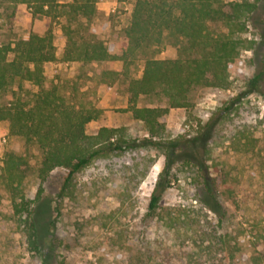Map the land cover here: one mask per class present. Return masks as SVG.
<instances>
[{"label":"trees","instance_id":"trees-1","mask_svg":"<svg viewBox=\"0 0 264 264\" xmlns=\"http://www.w3.org/2000/svg\"><path fill=\"white\" fill-rule=\"evenodd\" d=\"M263 2L134 0L130 24L124 29L122 40L108 47L91 32L99 0H6L3 12L9 19L20 5H26L33 20H65L61 24L65 39L62 59L57 56L52 29L44 35L31 34L0 47V123H8L10 136L22 138L25 146L22 154L10 152L4 156L0 181L10 194L13 218L22 227L29 252L33 255L42 252L35 201L29 198L31 182L37 185L40 197L51 173L66 170L68 176L58 195L61 200L75 176L94 162L122 156L134 148L125 128L101 127L95 134H89L88 125L98 121L103 111L87 100L83 77L79 74L45 88V66L75 63L84 72L92 64L120 62L121 72L107 68L101 73V80L113 85L123 79L129 94L127 112L145 125L149 143L163 149L166 157L143 221H155L157 234L148 239L147 229L139 233L142 253L138 263L202 264V253L210 249L227 255L226 264H239L246 254H260L257 245L247 237H231L221 201L215 194L217 185L208 167L206 173L203 168L195 171L196 159L190 151L200 139H189L186 143H181L184 138L165 141L167 131L162 119L174 109L191 108L194 91L230 88L232 78L240 76L243 52L251 49L258 52L259 43L245 35ZM10 23L3 19L0 29ZM165 41L177 49L176 58L155 57ZM149 51L153 52L152 56L147 55ZM140 54L145 58L142 77L137 79L131 76L130 67ZM26 82L38 91L26 90ZM248 84L249 92H261L264 54ZM8 95L11 98L4 103ZM141 100L145 106H139ZM178 156L185 157L182 168L196 173L192 178L196 190L193 198L218 217V225L187 213H170L164 219L158 215L164 193L178 180L173 173Z\"/></svg>","mask_w":264,"mask_h":264},{"label":"rangeland","instance_id":"rangeland-1","mask_svg":"<svg viewBox=\"0 0 264 264\" xmlns=\"http://www.w3.org/2000/svg\"><path fill=\"white\" fill-rule=\"evenodd\" d=\"M5 2L0 0V22L6 19L11 23L0 29V47L31 34L44 35L52 29L57 56L62 59L65 39L61 24L65 20H33L26 5H20L9 19L3 12ZM133 7L134 0H99L91 32L108 47L119 44L130 24ZM249 25L245 37L258 42L259 49L243 52L240 76L232 78L230 88L194 91L191 108L174 109L162 122L167 131L165 141L184 138L181 143H186L189 139H200L190 151L196 159L195 171L203 168L206 173L208 167L231 237H247L260 252L246 254L239 264H264V86L261 92L251 93L248 84L264 54V2ZM152 54L147 52L148 56ZM176 56L177 49L167 41L155 55L158 59ZM144 58L140 54L130 67L132 77H142ZM107 68L121 72L123 64H92L84 72L75 63L47 64L45 88L80 74L87 100L103 111L98 121L88 125L87 132L95 134L101 127L125 128L134 148L122 156L94 162L75 176L61 200L58 195L68 176L66 170L51 173L40 197L37 185L29 184L42 244L40 255L29 252L22 227L13 218L10 194L0 181V264H139L142 253L139 233L147 229L148 239L157 234L155 221H143L166 157L163 149L149 143L145 125L127 112L129 94L123 79L113 85L102 82L101 73ZM24 88L38 91L30 82ZM10 98L4 97L3 102ZM145 105L141 100L139 106ZM24 147L22 138L10 136L8 123H0V169L7 153L22 154ZM184 162L185 157L178 156L173 167L178 180L164 193L158 215L164 219L170 213H187L218 225V217L193 198L196 190L192 178L196 173L182 168ZM185 239L188 242L189 238ZM202 255V264L229 263L227 255L214 249Z\"/></svg>","mask_w":264,"mask_h":264}]
</instances>
